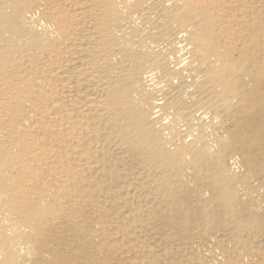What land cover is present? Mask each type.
I'll return each mask as SVG.
<instances>
[{
    "label": "bare ground",
    "instance_id": "obj_1",
    "mask_svg": "<svg viewBox=\"0 0 264 264\" xmlns=\"http://www.w3.org/2000/svg\"><path fill=\"white\" fill-rule=\"evenodd\" d=\"M0 264H264V0H0Z\"/></svg>",
    "mask_w": 264,
    "mask_h": 264
}]
</instances>
